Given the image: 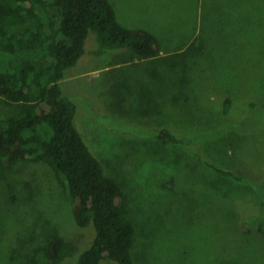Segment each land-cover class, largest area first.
Returning a JSON list of instances; mask_svg holds the SVG:
<instances>
[{
    "label": "rangeland",
    "instance_id": "rangeland-1",
    "mask_svg": "<svg viewBox=\"0 0 264 264\" xmlns=\"http://www.w3.org/2000/svg\"><path fill=\"white\" fill-rule=\"evenodd\" d=\"M110 1L125 27L157 37L160 56L97 54L91 32L61 85L123 190L135 264H264V0ZM45 8L58 31L60 9ZM19 109L0 97V131ZM166 128L182 142L156 136ZM69 203L31 158L0 166V264H34L56 237L81 243L58 263L75 264L95 230Z\"/></svg>",
    "mask_w": 264,
    "mask_h": 264
},
{
    "label": "trees",
    "instance_id": "trees-1",
    "mask_svg": "<svg viewBox=\"0 0 264 264\" xmlns=\"http://www.w3.org/2000/svg\"><path fill=\"white\" fill-rule=\"evenodd\" d=\"M50 1L61 11L58 31L45 0H0V97L20 106L2 123L0 166L31 158L64 185L76 224L95 230L75 264H135L136 228L126 216L123 190L76 128L77 106L61 82L86 53L91 32L97 54L128 48L143 60L159 57L162 49L154 34L122 25L110 0ZM156 136L182 142L167 128ZM79 244L56 237L35 253L33 263L58 264Z\"/></svg>",
    "mask_w": 264,
    "mask_h": 264
},
{
    "label": "crops",
    "instance_id": "crops-1",
    "mask_svg": "<svg viewBox=\"0 0 264 264\" xmlns=\"http://www.w3.org/2000/svg\"><path fill=\"white\" fill-rule=\"evenodd\" d=\"M111 2V1H110ZM112 4V3H111ZM114 7V6H113ZM118 17V16H117ZM119 20V19H118ZM121 23V22H120ZM122 24V23H121ZM123 25V24H122ZM127 28V27H126ZM128 29H130V28H128ZM134 30V29H133ZM135 30H138V29H135ZM144 30V29H143ZM147 31V30H146ZM149 32V31H148ZM151 33V32H150ZM87 45H88V43H87ZM99 46V45H98ZM116 51H121V52H123V51H125L126 50V48H121V49H115ZM120 52V53H121Z\"/></svg>",
    "mask_w": 264,
    "mask_h": 264
}]
</instances>
